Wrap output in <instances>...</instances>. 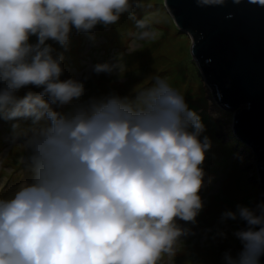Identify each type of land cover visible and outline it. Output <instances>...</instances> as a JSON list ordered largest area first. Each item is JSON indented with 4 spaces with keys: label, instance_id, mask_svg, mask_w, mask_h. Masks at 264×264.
Here are the masks:
<instances>
[{
    "label": "clouds",
    "instance_id": "1",
    "mask_svg": "<svg viewBox=\"0 0 264 264\" xmlns=\"http://www.w3.org/2000/svg\"><path fill=\"white\" fill-rule=\"evenodd\" d=\"M226 3L197 0L201 7ZM133 6L0 0V118L43 122L21 145L30 180L0 199V264H159L186 234L177 221L195 223L203 209V164L212 144L183 94L156 79L135 99L110 93L82 101L85 84L60 79L64 55H54L48 41L67 50L73 29L117 24ZM30 85L42 91L18 96ZM222 219L247 224L234 233L243 250L236 258L225 253L224 264H258L264 205H238Z\"/></svg>",
    "mask_w": 264,
    "mask_h": 264
},
{
    "label": "rangeland",
    "instance_id": "2",
    "mask_svg": "<svg viewBox=\"0 0 264 264\" xmlns=\"http://www.w3.org/2000/svg\"><path fill=\"white\" fill-rule=\"evenodd\" d=\"M29 42L37 43V37H30ZM48 43L64 55L60 79L85 84L82 101L106 96L117 88L124 90V84L135 88L120 96L135 99L138 91L151 87L156 79L166 80L184 95L188 107L201 117L206 128L203 135L211 140L212 147L203 164L205 185L199 193L203 209L195 223L177 221L186 234L179 238L175 253L167 254V263L179 264L180 260L182 264H195L193 261L199 260L204 261L202 264H224L225 253L238 257L243 244L234 233L246 229L247 224L240 219L225 221L222 214L235 212L238 205L253 209L264 205L259 155L239 139L235 129L236 116L245 107L226 110L216 101L192 55L194 40L178 29L165 0H134L131 13L122 15L117 24L97 25L90 33L73 29L67 50L54 41ZM102 64L118 67L112 73L97 74L95 66ZM29 91L39 93L42 88L30 85L18 96ZM42 126L43 122L33 123L31 119L0 118V199L11 198L22 183L30 180L21 145ZM251 162L256 166L249 165ZM258 264H262L260 259Z\"/></svg>",
    "mask_w": 264,
    "mask_h": 264
},
{
    "label": "water",
    "instance_id": "3",
    "mask_svg": "<svg viewBox=\"0 0 264 264\" xmlns=\"http://www.w3.org/2000/svg\"><path fill=\"white\" fill-rule=\"evenodd\" d=\"M165 6L194 40L192 55L216 101L229 110L245 107L235 129L258 152L264 183V2L201 7L197 0H165Z\"/></svg>",
    "mask_w": 264,
    "mask_h": 264
},
{
    "label": "trees",
    "instance_id": "4",
    "mask_svg": "<svg viewBox=\"0 0 264 264\" xmlns=\"http://www.w3.org/2000/svg\"><path fill=\"white\" fill-rule=\"evenodd\" d=\"M102 26V25H101ZM51 45H52V43H51ZM53 47V46H52ZM54 48V47H53ZM54 55H58L59 53H57V51H54V53H53ZM125 86L127 87L126 89H124L123 90V88H122V90L121 89H119V88H117L115 91H114V89H109V90H111V91H114L113 93H116V94H118V95H123V92H127V93H130V92H132L133 90H134V88H135V86H130V85H126L125 84ZM29 89V86H27V87H25L24 88V91L25 92H27V90ZM21 92H23V91H21ZM197 255V254H196ZM198 258H200V257H195V260H197ZM179 260V259H178ZM179 264H182L181 263V261L179 260ZM195 264H202L204 261H193Z\"/></svg>",
    "mask_w": 264,
    "mask_h": 264
},
{
    "label": "bare ground",
    "instance_id": "5",
    "mask_svg": "<svg viewBox=\"0 0 264 264\" xmlns=\"http://www.w3.org/2000/svg\"><path fill=\"white\" fill-rule=\"evenodd\" d=\"M213 105H214V104L211 102V103H210V106H213ZM249 165L254 166V167L256 166V164H255L254 162L249 163Z\"/></svg>",
    "mask_w": 264,
    "mask_h": 264
}]
</instances>
